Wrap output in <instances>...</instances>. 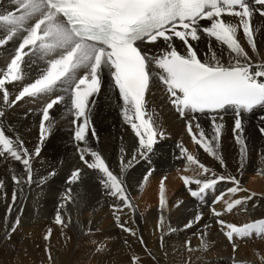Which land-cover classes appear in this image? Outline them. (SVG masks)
<instances>
[{"label":"bare ground","instance_id":"bare-ground-1","mask_svg":"<svg viewBox=\"0 0 264 264\" xmlns=\"http://www.w3.org/2000/svg\"><path fill=\"white\" fill-rule=\"evenodd\" d=\"M250 7L256 9L252 17L255 50L247 41L242 27L237 32V38L248 53L249 63L255 71L260 70V66L264 65V15L259 14L260 5L250 4ZM16 10V0H0V14ZM223 18L233 24L240 23L238 17L225 15ZM199 24L208 27L211 21L201 19ZM5 34L0 31V37ZM198 35L200 37L198 40L189 42L202 62L211 59L212 56L224 65L233 61L234 54L226 45L205 33L200 32ZM19 42L20 38L17 37L0 46V74L6 72ZM170 43L182 55L185 54V44L179 38L173 37ZM141 47L143 52L147 50L150 55H161L163 51L168 50L169 42L159 39L155 43H144ZM25 51L27 52L28 49L26 48ZM51 58L41 53L29 54L23 58L21 63L23 78L5 84L9 92L8 104L3 101V91L0 90V110L4 111V116L0 117V126L4 128L5 134L13 139L14 147L19 148L18 142L22 141V147L27 149L31 157L32 170V181L28 183L26 182L28 173L23 163L15 160L0 147V151H3V155H0V181L3 182V187H0V249H5L7 245L5 237L8 236L6 235L8 230L2 228L4 219H10L14 212H21L18 225L23 224L37 230L48 226L53 231L56 244L58 241H71L70 236H75L76 230H82L81 233H77L79 235L77 245L73 246V243L72 249H78L81 257L78 253L77 256L80 259L84 256L88 257L87 264H130L128 256L145 255L163 256L164 264H242L240 259L246 260L251 257L248 249H246L248 255L245 257H249L246 259L243 257L246 254L245 245L248 244L254 251L251 254L264 256L261 255L264 253V236L253 234L243 239L234 236L230 241L225 234L228 229L218 223V220H224L227 223L242 225L264 219V209L261 211L264 208V136L260 131L261 126L264 127V106H258L250 113H241L244 124L242 134L234 130L236 116L232 109L203 114L185 110V117H182L176 106L171 103L173 97L168 92L167 86L156 78L155 73L162 74V70L154 69L150 64L149 71L152 75L145 94V109L155 122L157 131L162 132L163 136L157 137L154 153L149 154L156 157V161H150L149 167H145V160L138 154L140 149L138 137L123 114L126 105L118 87L114 84V79L106 71L101 74L99 92L89 98V107L86 111L89 126L83 142L76 140L74 136L83 118L74 122L75 109L70 99L72 92L67 88L58 87L55 92L46 96H25L11 105V101L24 86L32 83L47 70ZM80 74H83L82 71ZM57 95L63 96L64 101L49 110V121H43L46 104ZM128 114L133 115L131 111ZM213 117L216 118L215 122ZM42 122L48 129L43 140L41 139ZM189 122L192 124V133L199 137V132L202 130L208 138L214 134V123L223 125L218 147L214 145V150L220 159L206 151L202 144L194 141L187 128ZM238 134L242 135L247 146L243 159L241 145L236 139ZM37 147L40 148L38 155L35 154ZM183 149H187V153H184ZM88 150L98 152L113 174L122 179L132 202V209L124 207L122 211L114 212L113 206L119 208L123 201L109 194V190L102 183L105 179L102 173L88 168L81 160L83 152L85 159L89 162L93 161L94 158ZM178 154L182 163L171 162ZM188 154L193 155L200 164L210 169L207 178H214L213 173L216 176H234L244 190L229 192L228 190L235 185L231 180L226 179L219 181L215 188L207 193L208 198L192 199L182 177L189 176L194 179L205 177L201 174L198 165L186 159ZM76 169H80V178L70 183L69 177ZM121 169H123L122 173ZM148 173L150 175H147L145 180ZM14 176L19 177L21 183L17 184L13 179ZM161 181H163L166 200L164 207L160 204ZM190 187L197 186L192 184ZM69 188L72 190V201L65 200ZM14 193L17 197L15 202L12 200ZM252 193L255 195L252 196ZM221 196L223 199L215 202ZM248 196H251V199L236 206L232 212L225 211L228 202ZM213 208L223 214L220 217L215 216L212 212ZM55 213H59L64 219L63 225L56 223ZM197 215H200L201 219L193 222L190 228H186L185 225L194 221ZM162 217L163 224H161ZM122 223L127 224L132 232L121 229ZM31 228L28 234H31ZM169 228L176 230L169 231ZM10 233L14 234V231ZM202 239L208 244L207 249L201 247ZM186 241L191 242L192 250L186 248ZM86 243L88 245L93 243L94 246H86ZM55 249L57 250V247ZM231 251H235L236 256L241 258L230 259ZM52 252L51 250L50 253ZM72 255L74 257V254ZM214 256L225 257L210 262L209 259ZM63 257L58 256L56 261L59 264H84V261L82 263L78 258L75 259L76 261L72 259L70 261L67 255ZM151 258L153 260L154 257ZM262 260L264 261V259L257 260V264L262 263ZM149 262L148 260V264Z\"/></svg>","mask_w":264,"mask_h":264},{"label":"snow or ice","instance_id":"snow-or-ice-1","mask_svg":"<svg viewBox=\"0 0 264 264\" xmlns=\"http://www.w3.org/2000/svg\"><path fill=\"white\" fill-rule=\"evenodd\" d=\"M250 4L260 5L259 14L264 15V0H16L15 12L0 14V31L6 33L0 37V46L17 37L20 38L18 48L7 65L6 72L0 74L3 101L5 104L9 101V92L5 84L23 78L21 63L25 56L41 53L45 57H52L48 61L47 70L32 83L24 86L11 101V105L25 96H46L55 92L58 87L67 88L72 92L70 99L75 109L74 122L83 118L74 136L76 140L83 142L89 126L86 115L89 98L99 92L101 74L106 71L114 79V84L118 87L126 105L123 114L138 137L140 145L138 154L147 161L149 154L154 153L157 137L163 136L162 132L157 131L155 122L145 109V94L152 75L149 71L151 64L154 69L162 70V74L155 73L156 78L167 86L168 92L173 97L171 103L182 116L185 110L203 114L232 109L236 116L234 130L242 134L244 124L241 113H250L256 107L264 106V65L260 66V70L254 71L249 63L248 53L237 38V32L242 27L247 41L255 50L252 17L256 9L250 7ZM225 15L238 17L240 23L233 24L226 21L223 18ZM201 19L210 20V26L201 27L199 24ZM200 32L226 45L234 54V62L230 61L224 65L215 56L202 62L189 42L198 40ZM173 37L184 42L185 54L182 55L171 46ZM159 39L169 42L168 50L163 51L161 55H150L147 50L142 52L137 46L138 43L141 45L155 43ZM63 101L64 97L59 95L51 99L43 110L42 120L49 121V110ZM130 111L133 113L131 116L128 114ZM2 116L4 111L0 110V117ZM215 119L213 117L214 122ZM187 127L194 141L202 144L206 151L220 159L214 150V145L218 147L222 124L214 123V134L211 138L206 137L202 130L197 137L192 133L191 122ZM47 131L42 122V140ZM260 131L264 133V128ZM236 139L241 145L243 159L247 151L245 140L240 134ZM18 144L19 148L14 147L13 139L7 136L4 128L0 126V147L15 160L23 163L28 173L26 182L31 183V157L27 149L22 147V141ZM3 151H0V155H3ZM88 151L94 158L93 161L89 162L85 159L83 152L81 160L88 168L102 173L105 177L102 183L109 190V194L123 201L119 208L113 206L114 212L122 211L124 207L132 209L133 205L122 179L113 174L98 152ZM182 151L187 153V149ZM39 152L40 148L37 147L35 154L38 155ZM186 159L198 165L201 174L205 177L204 179L182 177L192 197L204 200L206 194L213 190L219 181L226 179L231 180L235 185L228 190L229 192L244 190L234 176H216L213 173L214 178H207L210 169L200 164L191 154H188ZM121 162L123 163V158ZM147 175L150 173L146 174L145 180ZM79 178L80 169H76L69 177V182L74 183ZM13 179L17 184L21 183L19 177L14 176ZM192 184L197 187H190ZM0 187H3L2 181ZM71 192L70 188L67 189L66 201L73 200ZM251 195L254 196L255 193ZM16 199L14 193L13 202ZM220 199L223 197H218L215 202H219ZM248 199H251V196L228 202L225 211L232 212L236 206L245 203ZM160 204L161 207L166 204L163 181H161ZM212 212L217 217L223 214L215 208ZM200 219L201 216L197 215L194 221H190L185 227L190 228L193 222H198ZM56 223L64 224V219L59 213L56 215ZM218 223L228 229L225 234L230 241L234 236L240 239L251 237L253 234L264 236V219L242 225L227 223L224 220H218ZM16 224H19V218ZM125 230L132 232L130 228ZM175 230L169 228V231ZM50 235L49 229L45 239ZM185 246L188 250H192L190 241H186ZM201 247L204 249L208 247L203 239ZM138 259L134 257V261Z\"/></svg>","mask_w":264,"mask_h":264},{"label":"rangeland","instance_id":"rangeland-1","mask_svg":"<svg viewBox=\"0 0 264 264\" xmlns=\"http://www.w3.org/2000/svg\"><path fill=\"white\" fill-rule=\"evenodd\" d=\"M201 27H204V25H202ZM182 117H185L184 115L182 116ZM188 128V127H187ZM261 128H262V126H261ZM264 128V127H263ZM261 135L262 136H264V133H262L261 132ZM178 146H180V144L178 143ZM174 153V152H173ZM156 159V157H154V156H149V159L147 160V161H145L146 163H145V167H149L148 166V163L150 162V161H152V160H155ZM156 161V160H155ZM154 161V162H155ZM171 162H175V163H177V164H179V163H182L181 162V160H180V155L178 154V155H176L174 158H172V160H171ZM154 164V163H153ZM177 169H179V168H177ZM190 193V192H189ZM263 192L261 191V194H262ZM189 196H190V194H189ZM192 199H195V197H192V196H190ZM197 202H199V201H197ZM208 202L209 201H207V204H208ZM209 205V204H208ZM263 209L264 208H262V210L261 211H263ZM54 215H57L56 213L54 214ZM20 216H21V212H14L12 215H11V217H10V219H8V220H6V218L4 219V226L2 227V228H4L5 229V231L6 230H8L7 232H6V235H8L7 237H9V238H7V237H5V242L7 243V245H6V248L5 249H0V264H9V263H11V264H45L44 262L46 261V262H48L49 264H59L58 263V261H56V258L58 257V256H66L67 255V257L68 258H70V261H71V259L72 260H75V259H77L78 258V260L80 261V262H82L83 263V261H84V264H87V261L86 260H89L88 259V257H86L85 258V256L84 257H82V259H80L79 258V256L81 255V253H79L78 252V249H76V248H74V250L72 249V247L76 244L77 245V236H79L77 233L79 232V233H81V231L82 230H80V229H78V230H76L77 232H74V233H76L75 234V236L74 235H72V236H70V239H71V241H73V242H71V241H69V240H65V241H63V242H59L58 241V243H60V245L57 243H55L57 240L55 239V237H53V231H51V235L48 237V239H45V237H46V235H48V230L50 229L48 226L47 227H44L43 229H39L38 228V230L37 229H33V228H31L30 226H27L26 227V225L24 226L23 224H21V225H18L19 227H17V224H16V221H17V218H19V220H20ZM7 224H6V223ZM10 222V223H9ZM49 224V223H48ZM123 224V226L125 227H121V229L123 228L124 229V231H125V229H128V225L127 224H125V223H122ZM121 224V225H122ZM125 225H127V226H125ZM32 226V225H31ZM120 226V225H119ZM13 228H15V230H14V234L13 233H10V232H12L13 230ZM24 228V229H23ZM26 228H27V230H29V231H27L26 230ZM29 228H31V234H28V232L30 233V229ZM49 228V229H48ZM18 230V231H17ZM34 233H33V232ZM37 231V232H36ZM25 232V233H24ZM17 235V236H16ZM15 236V237H14ZM44 236V237H43ZM23 237V238H22ZM34 239V240H33ZM62 243V244H61ZM74 243V244H73ZM66 244V245H65ZM70 244V245H69ZM72 244H73V246H72ZM93 244V243H92ZM92 244H85L86 246H94V245H92ZM51 245V246H50ZM54 245H57V246H54ZM65 246V247H63V246ZM69 245V246H68ZM249 245V244H248ZM245 245V247L246 248H244L245 249V253L246 254H244V251H243V257L246 259L247 257H249V256H247V257H245L246 255H251V257H249V259H246V260H241L240 259V261H241V263L242 264H257V260L258 261H261V259H264V256H254L253 254H251V253H253L254 251H252V247H251V245ZM27 246V247H26ZM70 246H71V248H70ZM248 246V247H247ZM17 247H18V249H17ZM48 247V248H47ZM57 247V250L55 249ZM244 247V246H243ZM249 247H251V251H249ZM62 248V250L64 249V251H62V250H60V249ZM71 249V250H70ZM246 249H248V254H247V250ZM25 250V251H24ZM51 250L54 252V254H56V255H54L53 254V252L52 253H50L51 252ZM60 251V252H62V254L60 253V252H56V251ZM68 250V251H67ZM77 250V251H76ZM74 251H75V253H74ZM146 251V250H145ZM259 251H260V253H262L261 252V250L259 249ZM17 252V253H16ZM49 252V253H48ZM70 252V254H68ZM148 252V251H147ZM58 253H60V254H58ZM77 253H78V255L79 256H77ZM41 254V255H40ZM72 254H74V257H73V255ZM232 256H230V259H233V260H236V255H237V253L234 251H231V253H230ZM252 255L254 256V257H252ZM261 255H264V253H262ZM77 256V257H76ZM63 257V258H64ZM72 257V258H71ZM81 257V256H80ZM130 259H129V263L130 264H148V260L150 261L149 262V264H164L163 263V256H128ZM134 257H138L139 259L138 260H135L134 261ZM151 257H154L153 258V260H151L152 258ZM156 257H157V259L158 260H160L162 263H160V261H158L157 259H156ZM223 257H225V256H214L213 258H210L209 260H210V262H213V261H215L216 259L217 260H219V258L221 259V258H223ZM260 257V258H259ZM262 257V258H261ZM54 258V259H53ZM84 258V259H83ZM160 258V259H159ZM238 259L237 260H239V258H241V256H238L237 257ZM47 259V260H46ZM213 259H215V260H213ZM243 259V258H242ZM254 259V260H253ZM12 260V261H11ZM55 260V261H54ZM140 260V261H139ZM154 260H156V261H154ZM4 261V262H3ZM6 261V262H5ZM51 261V262H50ZM52 261H54V262H52ZM76 261V260H75ZM139 261V262H138ZM245 263H244V262ZM136 262H138V263H136ZM153 262V263H152ZM155 262V263H154ZM216 262H218V261H216ZM48 263H46V264H48ZM258 264H264V261L262 260V263H258Z\"/></svg>","mask_w":264,"mask_h":264}]
</instances>
